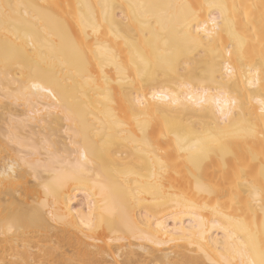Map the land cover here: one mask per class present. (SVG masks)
Here are the masks:
<instances>
[{
	"label": "bare ground",
	"instance_id": "obj_1",
	"mask_svg": "<svg viewBox=\"0 0 264 264\" xmlns=\"http://www.w3.org/2000/svg\"><path fill=\"white\" fill-rule=\"evenodd\" d=\"M0 3L38 6L19 10L20 15L14 20L11 35L3 31L5 22L0 16V171L3 170L2 160L6 150L12 159H26L42 170L43 157L46 156L44 140L54 137L61 151L67 148L70 154L66 163L76 159L77 149L73 148L72 141L87 147L97 165V172L105 177L106 185V191L101 192L99 188L94 190L91 184L69 181L59 189L55 198H49V207L41 209L49 225L42 227L26 223L23 219L26 208L21 207L33 206V199L29 197L38 195L43 199L42 189L27 187L36 184L31 178L33 170L21 162L14 174L22 178L9 182L7 187L3 177H0V264H13L17 259L34 261L35 264H49L51 261H55V264H65L66 261L84 264L97 258L92 251L95 247L107 251L109 255L104 259L114 264H119L117 255L125 261L142 258V247L157 252H176L194 264H249L250 260L259 259V246L264 243V213L258 202L249 208L250 198L246 187H236L239 175L236 165L239 161L240 167L250 178L252 175L258 177L264 164V120L260 118V106L256 103L257 99L264 97H261L258 89H251L249 91L254 96L248 100L249 92L245 91V84L241 82L239 94L245 106L242 114L237 113L236 119H230L229 123H224L218 113L213 116L191 105L185 109L167 101L152 100L153 90L184 98L190 89L195 91L206 80L211 81V51L190 46L186 40V30L179 23L167 24L161 30L153 21L151 29H148L150 40L152 31L158 32L162 39L159 42L151 41L152 47L134 26L136 34L133 44L120 31V23L113 22V10L107 9L106 21V10L100 6L122 5L125 6L124 13H128L126 6L129 4L227 5L223 19H220V11L213 13L221 25L214 46L232 49L231 59L235 63L237 41L230 36L232 32L243 40L247 57L259 63L261 45L264 44V0H0ZM56 5L64 7H54ZM77 5L83 7L77 8ZM158 11H166L177 19L182 14L179 7ZM207 14L208 10L205 9L203 15ZM82 20L91 37L84 45L88 55L86 73L98 87H86L79 75L63 66L64 63L71 66L77 60L66 26L71 29L72 35L78 37L79 43H83ZM225 20L229 23L225 24ZM208 27L212 28L211 20ZM27 37H31V40ZM18 48H26L34 61L43 57L44 71L40 74L30 73L13 64L5 76V60L12 61ZM138 52L153 64L154 57L158 56L162 66L154 70L155 87L152 90L141 89L140 81L136 82L130 92L133 102L137 92L141 97H146L152 115L155 116L159 109L157 119L161 124L165 117L174 128H186L190 124L199 127L201 120H211L213 129L217 128L218 122V126L228 133L227 153L222 158L213 156L209 162L223 187L219 201L213 197L209 202L207 196L196 193L198 181L205 183L209 180V169L205 168L202 174L195 168L189 172L190 166L181 160L179 153L174 152L165 158L168 170L162 184L158 179H152L153 172L160 175L159 165L131 142L128 134L138 137L139 130L135 127L127 103L120 96V87L113 84L117 100L115 106L103 99L101 90L105 86V79L115 82L129 74L135 76L130 61L137 58ZM224 58L228 59L227 50L224 51ZM167 62L176 64L179 73L166 72L164 67ZM33 84L39 87L33 88ZM6 94L16 98L5 100ZM137 109L142 111L139 105ZM112 112H115V119ZM66 113H71V122L65 117ZM116 120L124 121L128 127L117 126ZM69 129L86 132L87 143L82 136L72 134ZM172 143L174 145V139ZM225 179L227 183H224ZM137 185L141 189L145 186L148 188L133 198L129 190ZM233 196L239 201L238 204ZM90 197L96 202L97 215L104 200L108 201V207L113 203L122 207V213L114 217L105 214L112 221L116 234L109 232L107 226L98 234L89 233L80 223L81 216L87 214ZM76 199L81 200L79 206H75ZM217 203L237 208L236 212L231 213L233 221L229 222L213 211ZM69 208L72 209L71 213L68 212ZM54 216L66 219L53 224ZM213 221L216 222L215 226ZM250 234L252 240L249 239ZM88 235H99L103 238V244H93L91 239L86 238ZM109 238L114 241L111 245ZM150 240L161 242L162 247L156 248ZM253 244L256 252L252 250ZM245 245L248 247L245 248Z\"/></svg>",
	"mask_w": 264,
	"mask_h": 264
},
{
	"label": "snow or ice",
	"instance_id": "obj_2",
	"mask_svg": "<svg viewBox=\"0 0 264 264\" xmlns=\"http://www.w3.org/2000/svg\"><path fill=\"white\" fill-rule=\"evenodd\" d=\"M29 7L36 8L38 6L0 3V16L3 17L5 22L3 31L6 34H13L14 20L20 15L19 10ZM54 7L63 8L64 6L56 5ZM76 7L80 8L83 6L77 5ZM100 7L106 10L104 13L106 21L108 17L107 9L111 8L113 10V22L120 23V31H123L125 36H128L132 40L133 44L135 43V28L139 29L146 43L149 47H152L151 41L159 42L160 39H162L158 32L152 31L150 40L148 29H151L153 21L156 22L161 30H164L167 24L179 23L182 29L186 30L185 36L190 46L202 47L211 51L213 69L211 81L206 80L204 84L195 91L190 89L188 93L184 94V98L163 91L158 93L153 90L152 100L167 101L174 106L183 107L185 109L191 105L202 112H210L213 116H216L218 113L219 117L223 118L224 123H229L230 119H236L237 113L242 114V109L245 106V102L239 94L238 86L241 82L245 84V91L249 92L247 96L248 100L253 99L254 96V93L249 91L251 89H258L261 97H264V44L261 45L259 63L251 61L247 57L243 40L232 32L229 33L230 36H233L237 41V46L235 48V63H233L231 59L233 56L232 49L227 48V46H225L224 49L219 46H214L216 37L221 30V25L218 22V18L215 17L213 13L214 11H220V19H223V14L227 5L215 3L198 5L188 3L179 6L129 4L126 6L129 9L128 13H124L125 6L122 5H101ZM176 7L182 9V14L178 19L174 16H169L166 11H158L165 9L170 10ZM117 9H119L118 12ZM205 9L208 10L207 16L203 15ZM44 11H46V9ZM24 15L26 16L27 12H25ZM209 20L212 22L211 29L208 27ZM228 23L229 21L225 20V24ZM92 30L95 32V26H93ZM81 32L83 34V43H79L78 37L72 35L71 29L66 26V33L77 54V60L71 66L67 63H64L63 66L69 68V71L79 75L86 87H98L91 76L86 73L88 55L84 45L90 41L91 37L88 35L87 27L84 26L83 20L81 21ZM27 39L31 40V37H27ZM7 43L8 41L6 38L5 44L7 45ZM165 43L167 42L165 41ZM225 50H227L228 59L224 58ZM154 59L155 64L143 53L138 52L137 58L130 61L132 69L135 70V76L129 74L124 79L116 80L115 82H109L105 79V86L101 90L103 99L107 104L115 106L117 100L113 84L120 87V96L124 102L127 103L135 127L139 130L138 137L130 133L128 134L131 142L139 146L138 150L141 151L142 154L149 156L155 164L159 165L160 175L157 176L156 173L153 172L152 179H158L162 184L166 179L165 174L168 170L165 158L170 157L174 152L179 153L181 160L186 161V164L190 166L188 169L189 172L191 168H195L202 174L205 168L209 169V180L205 183L198 181L196 193L201 196H207L209 202L213 197L219 201L221 199L220 193L223 191V187L216 176L215 169L211 167L209 162L213 156H220L222 158L223 155L227 153L228 149L226 142L229 139L228 133L218 126V122L217 128L213 129V122L211 120H201L199 127L190 124L186 128H174L165 117L163 124H161L157 119V116L160 115L159 109H157L155 116L152 115L148 110V100L146 97H141L137 92L135 102H133L130 96L131 89L135 87L137 81H140L141 89L149 88V90H152L155 87L153 83V73L155 69L161 68L162 64L158 56L154 57ZM44 62L45 59L43 57L38 61L32 60L26 48H18L12 61L9 59L5 60L4 74L5 76L8 75L13 64L16 67L26 69L30 73L35 72L40 74L44 71L42 67ZM164 70L166 72L179 73L178 66L172 62H167ZM155 74H158V72ZM125 85L128 87H125ZM234 85L236 86L235 89ZM32 87L38 88L39 85L33 84ZM18 95L17 93V97ZM49 95H51V93H49ZM10 97L11 94H6L4 99L8 100ZM52 98L55 99L54 96ZM185 101H187V103ZM256 103L260 106V118L264 120V98L257 99ZM137 105H139L142 111L137 109ZM112 115L115 119V112H112ZM65 117L71 122V113H66ZM116 123L119 127H128L124 121L116 120ZM68 131L78 137L82 136L87 143L88 135L86 132H76L73 129H69ZM44 135L46 136L47 133ZM173 139L175 141L174 145L172 143ZM71 143L73 148L77 149L75 154L76 159L66 163L67 157L70 155L67 148L62 152L54 137L51 140L45 139L44 152L46 156L43 157L44 165L42 170L38 169L36 165L29 163L26 159L23 161L12 159L8 155L7 150L4 153L2 160L3 170L0 171V177H3L5 187H7L9 182L22 178L14 174L15 170L20 167L22 162L25 167L33 170L31 178L36 181L35 185H29L27 187L42 189L43 199H40L38 195L35 198L29 197V199H33V206L27 207L21 205L22 208H26V214H24L23 219L30 226H49L41 209H47L49 207V198H55L59 189L63 188L69 181L83 185L91 184L94 190L99 188L101 192L106 191V185L104 183L105 177L102 173L97 172V165L94 162V158L90 156L87 147L81 146L76 141H72ZM236 167L239 169L236 187H246L250 198L249 208H251L252 204L258 202L261 212L264 213V164L261 165L258 177L252 175L250 178L245 169L240 167L239 161H237ZM42 173H46L47 175ZM224 183H227V179H225ZM147 188L148 186H145L141 189V187L137 185L135 189H130L129 191L133 198H135L138 193L147 191ZM233 200L237 204L239 203L235 196H233ZM185 203L187 204L188 201H185ZM213 211L222 216L223 219L231 222L234 219L231 213L236 212L237 208H229L227 204L221 206L217 203ZM240 211H243L242 207ZM68 212L71 213L72 209L69 208ZM96 213V202L90 197L87 214L82 215L80 220V223L88 229V232L98 234L107 226L109 232L116 234L112 221L108 220L105 214L114 217L122 213V207H118L115 203H113L111 207H108V201L104 200L99 207V215ZM64 219L66 218L54 216L53 224L62 222ZM200 223L203 225L204 222L201 221ZM215 224L216 222L213 221L214 226ZM86 238L91 239L93 244H103V238L99 235H88ZM249 239H253L251 234L249 235ZM113 242L112 238L108 239L110 245ZM116 242L119 241L117 240ZM150 242L155 243L156 248L162 247V243L159 241L150 240ZM244 247L247 248L248 245ZM252 250L254 252L257 251L255 244L252 245ZM92 251L97 258L86 261L84 264H114V262L104 259L109 253L103 248L95 247ZM140 251L144 253V256L136 260L125 261L120 259L119 255H117L119 264H194V262L186 260L182 255L176 252H157L152 248L144 247H142ZM258 256V260L252 259L249 261V264H264V243H261L259 246ZM13 264H35V262L17 259L13 261ZM49 264H55V261H51ZM65 264H73V262L66 261Z\"/></svg>",
	"mask_w": 264,
	"mask_h": 264
},
{
	"label": "rangeland",
	"instance_id": "obj_3",
	"mask_svg": "<svg viewBox=\"0 0 264 264\" xmlns=\"http://www.w3.org/2000/svg\"><path fill=\"white\" fill-rule=\"evenodd\" d=\"M79 198H81V197H79ZM76 200H77V199H76ZM80 203H81V200L78 199V200L76 201V203H75V206H79Z\"/></svg>",
	"mask_w": 264,
	"mask_h": 264
}]
</instances>
